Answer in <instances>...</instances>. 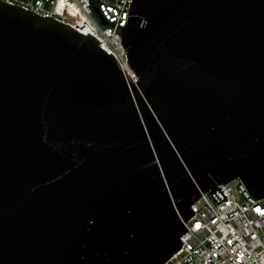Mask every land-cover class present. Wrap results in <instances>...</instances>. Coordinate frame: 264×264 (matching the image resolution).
<instances>
[{
  "label": "water",
  "instance_id": "obj_1",
  "mask_svg": "<svg viewBox=\"0 0 264 264\" xmlns=\"http://www.w3.org/2000/svg\"><path fill=\"white\" fill-rule=\"evenodd\" d=\"M122 35L139 81L0 0V264H164L202 191L264 196V0H135Z\"/></svg>",
  "mask_w": 264,
  "mask_h": 264
},
{
  "label": "built area",
  "instance_id": "obj_2",
  "mask_svg": "<svg viewBox=\"0 0 264 264\" xmlns=\"http://www.w3.org/2000/svg\"><path fill=\"white\" fill-rule=\"evenodd\" d=\"M4 1L93 34L139 81L122 35L135 0ZM237 179V192L232 181L201 192L191 205L195 213L185 221L189 228L181 236L183 244L164 264H264V196L254 195Z\"/></svg>",
  "mask_w": 264,
  "mask_h": 264
},
{
  "label": "rangeland",
  "instance_id": "obj_3",
  "mask_svg": "<svg viewBox=\"0 0 264 264\" xmlns=\"http://www.w3.org/2000/svg\"><path fill=\"white\" fill-rule=\"evenodd\" d=\"M238 184H239V180L238 179H234L232 181V183H231V185L233 186L235 192H237Z\"/></svg>",
  "mask_w": 264,
  "mask_h": 264
}]
</instances>
